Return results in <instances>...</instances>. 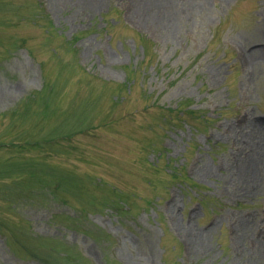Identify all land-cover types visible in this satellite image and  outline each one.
I'll use <instances>...</instances> for the list:
<instances>
[{
	"label": "rangeland",
	"instance_id": "1",
	"mask_svg": "<svg viewBox=\"0 0 264 264\" xmlns=\"http://www.w3.org/2000/svg\"><path fill=\"white\" fill-rule=\"evenodd\" d=\"M175 1L0 0V264H264V0Z\"/></svg>",
	"mask_w": 264,
	"mask_h": 264
},
{
	"label": "bare ground",
	"instance_id": "2",
	"mask_svg": "<svg viewBox=\"0 0 264 264\" xmlns=\"http://www.w3.org/2000/svg\"><path fill=\"white\" fill-rule=\"evenodd\" d=\"M200 0H197L191 4L193 5H197L200 6ZM138 5H139V11L142 14H145L146 12V7L147 6H153V8L156 9H161V12H156L155 13H151L152 15H154L156 18H160L162 21H164L167 25V27L172 28L174 27L173 25V17L177 16V10L174 9L172 11H169V9L174 5V4H181V3H177L175 0H137ZM199 2V3H198ZM172 5V6H171ZM190 6V4H189ZM163 16V17H162ZM178 17V16H177ZM142 20H145L146 17L144 18V16L142 17ZM256 53H261L262 55H264V48L257 50ZM258 131H261L262 137H261V149L258 147H255L254 150L252 148V151L250 153V157L248 160H244L243 164H242V171H241V175L242 178L244 180V183L246 185V188L248 190V185H254L255 186V190L259 191V189L262 187V181H263V176H264V123H261L258 125ZM253 224H247L246 225V234L242 237V240H245V236L248 234V232L250 231V228L252 230ZM201 237L203 236V234H199ZM264 245V244H263ZM263 247V251H264V246ZM263 253V252H262ZM262 259H264V256H262Z\"/></svg>",
	"mask_w": 264,
	"mask_h": 264
}]
</instances>
